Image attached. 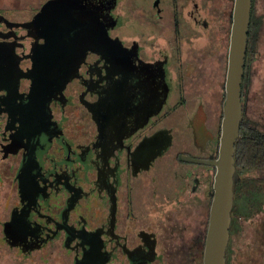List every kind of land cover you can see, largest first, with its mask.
<instances>
[{
    "label": "flooded vegetation",
    "instance_id": "1",
    "mask_svg": "<svg viewBox=\"0 0 264 264\" xmlns=\"http://www.w3.org/2000/svg\"><path fill=\"white\" fill-rule=\"evenodd\" d=\"M235 3L0 10V264H203Z\"/></svg>",
    "mask_w": 264,
    "mask_h": 264
},
{
    "label": "water",
    "instance_id": "2",
    "mask_svg": "<svg viewBox=\"0 0 264 264\" xmlns=\"http://www.w3.org/2000/svg\"><path fill=\"white\" fill-rule=\"evenodd\" d=\"M252 1L236 0L235 3L219 157L212 161L187 158L189 161L211 164L217 168L203 264H226V252L231 238L236 174L234 155L243 118L242 83ZM44 15L45 8L41 13V16ZM4 50L0 49V65L3 64V58L9 60Z\"/></svg>",
    "mask_w": 264,
    "mask_h": 264
},
{
    "label": "trees",
    "instance_id": "3",
    "mask_svg": "<svg viewBox=\"0 0 264 264\" xmlns=\"http://www.w3.org/2000/svg\"><path fill=\"white\" fill-rule=\"evenodd\" d=\"M255 26L250 24L245 70L255 58L253 50ZM235 187L230 242L226 252V264H233L235 255L234 235L243 230L242 221L256 219L264 212V177L255 172L264 169V132L242 121L240 136L235 144Z\"/></svg>",
    "mask_w": 264,
    "mask_h": 264
},
{
    "label": "rangeland",
    "instance_id": "4",
    "mask_svg": "<svg viewBox=\"0 0 264 264\" xmlns=\"http://www.w3.org/2000/svg\"><path fill=\"white\" fill-rule=\"evenodd\" d=\"M15 2L16 0H0V8L3 7L0 10L5 11L4 8ZM257 43L259 54L249 70L246 104L249 117L264 128V28ZM255 174L264 177V169ZM241 224L242 232L233 237L235 247L233 264H264V212L256 219L242 221Z\"/></svg>",
    "mask_w": 264,
    "mask_h": 264
},
{
    "label": "crops",
    "instance_id": "5",
    "mask_svg": "<svg viewBox=\"0 0 264 264\" xmlns=\"http://www.w3.org/2000/svg\"><path fill=\"white\" fill-rule=\"evenodd\" d=\"M12 5H14V3Z\"/></svg>",
    "mask_w": 264,
    "mask_h": 264
}]
</instances>
